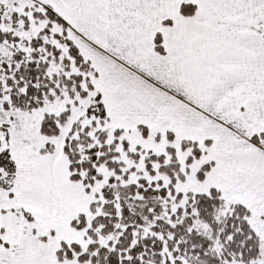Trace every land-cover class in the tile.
Listing matches in <instances>:
<instances>
[{"label": "snow or ice", "instance_id": "obj_1", "mask_svg": "<svg viewBox=\"0 0 264 264\" xmlns=\"http://www.w3.org/2000/svg\"><path fill=\"white\" fill-rule=\"evenodd\" d=\"M0 264H264V0H0Z\"/></svg>", "mask_w": 264, "mask_h": 264}]
</instances>
